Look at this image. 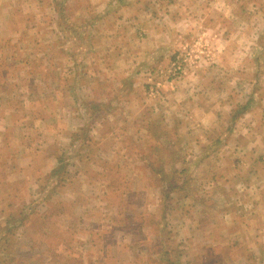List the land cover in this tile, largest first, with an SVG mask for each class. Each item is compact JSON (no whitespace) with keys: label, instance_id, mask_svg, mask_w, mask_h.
I'll use <instances>...</instances> for the list:
<instances>
[{"label":"rangeland","instance_id":"1","mask_svg":"<svg viewBox=\"0 0 264 264\" xmlns=\"http://www.w3.org/2000/svg\"><path fill=\"white\" fill-rule=\"evenodd\" d=\"M23 1L28 5L27 10H30V12L27 13L26 18L17 19L19 27L23 23L27 25L26 31L21 32L19 41L22 40V43L25 41L29 44L30 48L26 54L39 55V58L42 59L33 61L31 66H33L35 71L39 70L38 76L42 75L41 78L44 79L43 86L45 87V93L40 97V101L36 100L35 97L36 101L32 100L35 102L32 104L31 110H35L27 113V110H25L24 115L31 120L29 117L34 114L36 118L44 119L47 125L44 126V130L36 125L35 129L10 126L5 131V135L8 136L6 137L7 141L4 143L6 148L1 150L4 154H0V226L5 227V217L8 213L13 215L12 219H18L21 215L27 216L29 219H26L27 224L30 223L22 232L17 230L13 235L10 232L11 235L9 237L6 234L7 229L12 225H17V222L12 221L6 228L0 229V264H97L100 260L102 261L103 257L101 248L104 246L101 244V236L99 235L101 233V224L105 228H108L107 226L109 225L114 226L118 232L117 234L122 235V233H125L123 239L121 237H111L110 241L107 240L109 242L108 257H111L109 254H113V257L120 255V251L124 250L123 254L116 256V258L129 260L133 256L137 258L140 255L144 264H159L158 260H160L161 255L163 256V261H166L167 264H178L180 257L182 264H256L248 260L250 258H247L245 252L242 253L240 247H234L237 249L233 250L231 245L237 241L227 240L225 233H228V231H222L223 223L220 217L229 209L234 214L233 216L238 218L241 214L239 213L240 210L235 209L237 205L228 201L223 188L216 187L213 194L209 197L202 195L201 192L208 195L210 190L207 187L201 188L199 183L201 181L194 182L191 171L197 165H202L204 171L202 175H198L201 180L207 178L211 172L218 173L215 163H218V156H222L224 160L221 163L222 169H219V173L224 171L228 173L235 172L234 174H237L239 179L247 174L244 167L247 159H243L240 155L238 157L232 155L235 151L241 154L242 147L244 148L246 145V139L243 137L245 133L243 125L245 123L239 121L241 124H238V126H231L230 133L233 132L232 135L234 137L226 140L225 149L222 150L221 139L216 142L214 140L221 137V135L223 137L228 136L229 119L233 123L237 121L241 114V106L248 100V96L246 97L244 93L247 90H255L252 78L253 69H249L251 67H247L246 62H240L239 58L244 55L245 48L255 39L258 33L256 24L259 19L256 12L259 11L264 14V0H211V2H208L209 0H178V2L177 0H170L172 3H169V0H138L136 6L143 13H148L147 10L151 11L153 7L156 17H153L155 19L150 21L152 24L162 21L161 14L171 4L173 8H187V14L185 13L186 17L174 16L175 11L168 9L171 15L170 25L164 30L165 45H172V47L161 50V53L158 52L160 54L158 59L152 58L146 65H143L146 70V80L136 78V83H138L137 90L140 91L142 89L143 91L142 94L138 95L139 101L130 100L128 102L126 95H120V98L124 100L120 104L123 106L125 118L120 114L116 116L114 114L110 116L103 114L99 120L102 127V134H97L99 141L96 142L94 139L88 138L85 140L80 137L72 143V147L66 146L63 140L71 135V138H73V134L81 136L80 129L73 128L75 126H84L86 131H88L93 127V124L89 123L83 116L84 119L81 117L75 118L76 110H72V108H75L77 103L73 105L70 100H68L69 104H65L64 101L56 104L59 112L55 111V114L58 119L54 118L52 112L45 111V108L50 106L54 108L55 105L52 99L57 98L59 88L65 86V81L62 78H66L62 68L63 63L58 65L54 62L57 68L52 69L54 66L52 64L51 70L47 59L45 61L46 64L43 63V57H49L50 51L57 58L63 55L65 52L63 49L64 45L57 46L58 51L50 50L49 43L45 41L60 37L57 39V43L61 44V41L66 40L67 42L69 39L71 40L70 43L69 41L65 42L67 46L70 44L68 52L77 55V57L84 54L89 47L84 46L85 44H91V42L95 44L100 39L96 38V36L90 37L89 34L86 36L85 30L88 31L87 21L81 20L78 16L79 13L72 12L71 9L76 11L78 3L85 6L89 5L88 2H92L91 5H95L97 0H87L88 2L85 0H73V7L67 5V13L65 12L64 14L63 12V15L69 21H60L61 33L57 29L58 27L52 24V11L49 6L51 0ZM21 2L22 0H10L9 4L14 3L15 7H20ZM114 2L115 0H99V5L109 9L108 12H110L103 20L104 25L102 23L99 24V29H103L102 32H99L104 36L105 41L98 51L105 59L108 58V61L104 62L106 64L104 67L108 71L109 77L107 78L108 80L101 82L94 90L93 100H97V98L101 100L102 97L98 96L103 93L105 96L106 93L109 97L114 96L113 90L119 86L120 76L122 75L115 69L112 61V59L115 60V52L122 50L123 54L126 55L119 60L120 65L117 66L122 67V62H125L124 58H127L129 53L138 50V48L131 49V43L134 40V38L133 40L131 39V32H129L127 41L116 39L119 36L113 33V26L121 24L123 22L122 14H126L124 8L115 13L116 8L112 5ZM207 3H211V5ZM203 6L206 8H203ZM32 9L34 13L31 12ZM204 9H211V11L207 14ZM249 9L251 10L250 13ZM202 11L206 13H202ZM191 12L197 16L193 17V19L191 17L190 31H188L186 22L190 19ZM247 12L250 14L248 17L245 15ZM69 18H71L72 23ZM213 18L217 19V23L212 24ZM193 20L201 23L203 27L193 29ZM245 21L249 23H245V26L241 28V22ZM210 25L212 28L208 29ZM10 26L15 27L16 23L13 25L11 22ZM54 29H57L60 35L54 33ZM60 39L61 41H59ZM223 40L229 41L227 51L230 55L226 57L222 56L224 53V51H221L222 47L220 48L217 45V41ZM36 41L38 43L34 46ZM53 42L55 43L54 40ZM53 42L50 44H53ZM212 42L214 45H212ZM210 45L214 48V52L217 53L218 51L217 54L220 56L213 63L207 58L210 56ZM17 47V45H14L15 49L11 48V52L15 56L20 54ZM105 51L109 54H105ZM215 56L211 60L216 58ZM63 59L61 58V60ZM92 59L93 57L91 56L89 61L91 62ZM236 59L237 61H235ZM125 63L128 72H133V68L136 69L134 63ZM175 65L180 66L178 74L173 71ZM2 68L0 66V70ZM80 70L79 66L75 69L76 72L81 73L77 75V81L84 71ZM6 71L7 73L9 72L11 83L19 76L16 73L20 72V66H12ZM91 71L100 72L97 64L94 65ZM59 72L62 73L61 77ZM132 80L134 79L132 78ZM241 82H243V85ZM32 83L34 84L32 87L36 86V90L43 89L41 82L42 89L37 86L38 83H36L35 77ZM67 84L68 86L69 84L73 85V96H75L77 93L75 94L74 84L70 81ZM151 85L153 86V95L149 96L150 92L148 94L147 92ZM11 92L13 93L12 99H10L9 104L5 103L2 113L7 112V106L10 104H18L19 96L16 95L18 90L14 87ZM76 96L80 98L78 94ZM255 99L256 93L253 100ZM146 105L153 106V108L156 107L158 111L157 109L155 111L162 114L165 118L164 125H166L167 131L164 140L169 142L168 144L166 143L169 151L175 153L172 159L184 157L185 154L194 151H199L200 154H203L202 158L193 160L192 164L184 165L188 169H183L180 165L179 170H185L183 172L185 176L171 177L175 180L174 184L176 186H181L182 182L186 181L183 186L186 194H190L191 191L194 192V197L189 198L185 202L188 209L185 207L184 210L177 209L176 211L175 208H171V206H178V204L182 203L181 194H173L174 191L169 192L166 189V185L163 186L162 179L158 175H152V169L145 167L139 161L140 156L146 155L148 150L154 148L153 146H159L153 143L154 140L150 136H146L147 133L141 126H138V123H136L138 121L137 117L133 118L130 116ZM195 106L198 108L203 107L207 111L210 108L218 110V114L215 116L216 125L211 127L202 125V121L197 118V114L200 112ZM226 106L231 109L226 108ZM22 112L19 110L18 116ZM215 112L217 111L212 113ZM109 118L111 121H109ZM210 118L212 119L211 115ZM190 120L195 121V123L190 122ZM208 121L209 119H206L204 124H207ZM92 133H95V131H92ZM23 134H26V139H22ZM86 134V136H90L89 132ZM157 135L158 137L163 135L161 129L157 130ZM144 140L148 141L146 145L143 144ZM61 142L66 146L65 149L61 148ZM27 144H30L32 149H36L37 153L35 154L36 157L33 160L32 167L26 170L25 174H36L35 176L37 177V172L40 175V169L45 171L52 164L53 159L59 155L63 156L62 164L64 165V171L59 174V178L51 176L46 180L40 179V184H44L43 189L40 192L36 191L33 202H23L21 196V190L24 188L23 183L19 184V187L17 186L19 190H10V186H16L14 184L16 179L14 178L17 176L18 171L16 169L18 168L15 163L18 164L19 160L15 158L23 154L20 148H25ZM141 144L144 147H141ZM145 148L147 151H144ZM216 148L221 155H215L217 152ZM260 150L264 149L260 148ZM149 153L152 156L153 153L150 151ZM149 153L148 156L150 155ZM166 153L167 151L163 152L164 156H167ZM226 153L229 154L228 158H226ZM232 156L233 158L231 159ZM235 158H238V160H235ZM170 164L171 162L168 160L164 164L163 169L166 172L172 171V169H169ZM76 166H79L77 170H75ZM261 166H264V164H261ZM154 167H157V165H154ZM177 167L174 168L176 169ZM263 171L264 168L261 173ZM168 174L166 173L165 176L167 179L170 178L172 172ZM59 179L61 182L57 184ZM53 187L54 189L52 190ZM260 191L261 193L257 194L260 205L257 206L258 208L255 211L264 216V186ZM19 192L21 195H17ZM163 194H168V198L164 199ZM57 202L65 204L64 212L60 217L55 216L54 212H50L52 215L50 214L51 216L48 218L50 223L47 224L48 227L51 225L54 228V234L51 235L49 244L54 246L61 240L57 253L50 252L45 246L32 248L31 240L26 238V235L35 232L31 228L33 220H35L33 218L48 212L47 208ZM237 208L240 207L237 206ZM20 212L22 213L19 214ZM164 215L165 217L168 216L167 223H165ZM179 215L186 221L185 226H180L181 224L179 225L178 221H175L179 218ZM160 218H164L161 227L159 224ZM111 219L117 220L112 223L110 222ZM201 221L203 222L199 227L192 228L193 224L191 222ZM255 224L258 225L259 223ZM255 224H245V222L239 220L237 229H250L252 231ZM29 226L31 229L28 228ZM227 226H229L228 223ZM232 226L235 227L234 223ZM164 227L166 229L162 231ZM210 233L213 234V237L205 240ZM7 237L8 241H5L4 239ZM134 241L139 245L136 244L135 247L133 245ZM157 241L161 242V249L155 247L158 243ZM64 242L71 245L66 247ZM132 248H142V251L141 253H134L133 251L135 250H132ZM155 249H157V252L152 253L151 251H156ZM10 251L13 252L10 253ZM179 254L180 257L178 258ZM242 257L246 260L245 262L241 261ZM10 260L12 263H8ZM109 260L110 258L107 259L106 263Z\"/></svg>","mask_w":264,"mask_h":264},{"label":"crops","instance_id":"2","mask_svg":"<svg viewBox=\"0 0 264 264\" xmlns=\"http://www.w3.org/2000/svg\"><path fill=\"white\" fill-rule=\"evenodd\" d=\"M68 1L69 0H51L49 3L50 10L52 11V16H51L52 24L57 26L58 27L57 29L59 31L61 30V27L59 26L60 21H63V22L69 21L63 15V12L64 14L65 12L67 13V7H68L67 5H70V7L71 6L73 7L72 5L73 0H70L69 2ZM85 1L88 2L87 0ZM137 1L138 0H115V2L112 4L114 5V8H116L115 13L122 8H124V11H126V14H122L123 22L121 24H116L113 26V29H114L113 33L119 36L116 39L127 41V38H129V32H131L130 34V36L132 37L131 39L133 40L134 38V40L131 43V49L138 48V50H136L135 52L129 53L127 55V58H124L125 62L130 63V64H133V63L135 64L134 67H136V69L133 68V72L127 71V66L125 62H122V67H117L118 65H120L119 60L125 57L126 55L123 54L122 50H118L117 52H115L114 54L115 60L112 59V61L114 63L115 69L122 76H120L119 86L115 87V89L113 90L114 96L112 97H109L107 93L105 96V94L103 93L98 96V97L100 96L102 97L101 100H99V98H97V100H93L94 90L100 85L101 82L108 80L107 78L109 77L108 71L105 70V67H104V65H106L104 62H107L108 58L105 59V57L103 55H100L98 51H99V48H101V45H103V42L105 41L104 36L101 34L103 29H99V24L102 23V25H104L103 20H105L106 16H108L109 15L108 13L110 12H108L109 9H106L104 6L102 7L99 5L100 4L99 0L95 2V5H91L92 2H88L89 5H85V6L78 3L76 11H73L71 9L72 12L79 13L78 16L80 17L81 20L87 21L88 31L85 30L86 36H88L87 34H89L90 37L96 36V38L100 39V41H97L95 44H93L92 42L91 44L90 43L85 44L84 46H89V47L87 48L84 54H82L80 57H77V55L71 54L70 52H68V46L70 44H68L67 46L66 43L68 41L69 43L71 42V40L69 39L67 40V42L66 40L61 41L62 39L61 37V39L59 40L61 41V44L57 43V39H59L60 37L52 38L50 40L45 41L46 43H49L50 50L54 49L58 51L57 46L64 45L63 49L65 51L64 54L60 55V57L58 58L57 56L53 55L51 51H50L49 57H43L44 64H46L45 62L46 59L48 60L50 70H51L52 64H54L52 69L57 68L55 63H57L58 65H61L62 63L64 64L62 68L64 71V75H66V78H62V79H64L65 81L64 82L65 86H62L59 88L58 93H57L59 95V97L57 95L58 99L57 98L52 99V102H54V105H55L54 108H51V106L49 108H45V111L52 112L55 119L57 118L55 111L59 112L56 108V104L62 103V101H64L65 104H69L68 100L72 101L71 104L73 105L77 103V106L75 108L74 107L72 108V110L77 111V112L75 111V115H76L75 118L81 117L82 119H84L83 117H85L87 121H89V115L86 109L90 105L86 107L83 105L84 102H88V103L97 102L96 107L97 106L100 107V109H103L104 112L106 110L108 111V112H105L104 114L106 115L108 114V116H110L111 114H114V116H116L117 114H120L121 116L125 118V112H123V106H121L120 104V102L124 100L123 98H120V95L121 94H124V96L126 95V98H128V102L130 100L139 101L138 95L142 94L143 91L142 89L140 91L137 90L138 83H136V78L140 80L141 79L146 80V76H145L146 70L143 67V65H146V63L152 58L158 59L160 56L158 52L161 53V50L172 47V45L171 46L165 45L166 40H165V34H164L165 28L169 27L170 25V22H169L170 15H171L170 11L172 10L175 11L174 16L180 15V16L186 17L185 13L187 14L186 12L187 8H184V9H181L180 7L173 8L171 4L170 6H168L166 11L163 14H161L162 21L160 23L152 24L150 23V21H153L155 19L153 17H156L155 13L153 12V7L151 11L147 10L148 13H143L142 10H139L137 8L136 6ZM148 1H153V0H148ZM208 2H211V0H209ZM9 3H10V0H0V66L3 67L2 70H0V154H4L3 152H1V150H5L6 144L4 143L7 141L6 137H8L7 135H5V131L10 126L15 127V128H18V127H30V128L35 127L36 128V125H38L39 128H42V130H44V126L47 125L44 119L36 118L34 114L32 117H29L31 118V120L28 119V116L25 117L24 115L25 110H27L26 113L28 111L33 112L35 110V109L31 110L32 104H34L36 100L40 101L39 100L40 97L45 93L44 92L45 87L43 86L44 79L41 78L42 75L38 76L39 70L35 71L33 66H31V63L33 61H36V60L40 61L42 59L39 58V55L34 54L33 56L30 54H26L28 53L29 48H30L29 44L25 41H23L22 43V40L19 41L20 34L21 32L26 31L27 25H24L23 23L19 27V25H17V19L21 18L22 20V18H26L27 13L30 12V10H27L28 5L23 0L20 4V7L17 5H16L17 7H15L14 3H12L11 5ZM169 3H172V1L169 0ZM209 5H211V3ZM203 8H206V7L203 6ZM168 9H170V11ZM204 10L207 11V14L211 11V9H208V10L204 9ZM31 12L34 13V10L32 9ZM149 12L151 13L149 14ZM250 12L251 10L249 9V13ZM202 13H206V12L202 11ZM249 13L247 12L245 14L246 17L250 15ZM256 14L259 19V22L256 24L257 26L256 30L258 31V33L256 34L255 39L252 40V42L248 44L247 47L245 48L244 55L240 56L239 58L240 62H246L247 67L250 66L251 68L249 69H253L252 78L254 80L253 86H255V90L254 89L251 91L247 90L244 93L246 97L248 96L247 97L248 100H246V102L243 105L241 104L242 105L240 109L241 114H240V117L237 118V121H234L235 124L233 123L231 119H229L230 127L228 126V129H227L228 136L223 137V135H221V137L216 138V140H214V142H216L218 139L219 140L221 139L222 145H223L222 150L225 149L226 140L234 137L232 135L233 132L230 133L231 126H234V127L238 126V124H241L239 123V121L245 123V125L243 126L245 128L244 132L246 133V135H244L245 134L244 133L243 137L246 139L245 140L246 145L244 146V148L242 147L241 154H238V152L236 153L235 151L233 152L232 155L237 156V157L240 155L242 156L243 159L245 160L247 159V163L244 165L245 170L247 171V174L245 177L239 179L237 177L238 175L234 174L235 172L228 173L227 171H224L223 173L221 172L219 173V169H222L221 163L224 159L222 158V156L221 157L218 156L219 157L218 163H215L217 165L216 168H217L218 173L211 172L207 178L201 180L200 177H198V175L199 174L202 175L204 170H203L202 165H197L195 169H192L191 176L193 177L194 182L201 181L199 182L201 188L207 187L210 190L208 195L201 192L202 195L209 197L213 194V191L216 187L223 188L226 194L225 196L228 198V201L230 203H235L238 207H240V208H237V206H235L236 210H240L239 213L241 215L238 216V218L233 216L234 214H232L231 210L229 209L222 214V216L220 217V220L223 223L222 231L223 230L228 231V233H225L227 240L232 239V240L237 241L236 243H232L231 245V248H233V250L237 249L234 247H240L242 253L245 252L246 253L245 255H247V258H250L248 260H251L252 262H255L256 264H264V216H262L261 214H258L257 211H255V209L258 208L257 206L260 205V200H258L259 197H257V194L259 195L261 193L260 189L264 186V171L261 173L262 169L264 168V166H261V164H264V150L262 151L260 150V148L264 149V14H262V12H259V11H257ZM211 15L213 16L212 13ZM196 16H197L196 14L191 12L190 19L186 22L187 23L186 27L188 31H190L189 26H190L191 17L193 19V17H196ZM69 19L71 22L72 21L71 18ZM144 19H145V22H144ZM11 22L13 23V25H15L16 23V26L15 27L10 26ZM215 23H217V19L215 20V18H213L212 24H215ZM245 23H249V22H246V21L241 22V28L245 26ZM28 27L30 28V26ZM202 27L203 26L201 25V23H198L197 21H194L192 24L193 29H199ZM211 28L212 26L210 25L208 29H211ZM57 29H54V33H56L57 35H60ZM9 32H11V34H9ZM53 40L55 41V43L53 42ZM52 42L53 44H50ZM213 42H212V45H214ZM217 42H218L217 45H219L220 48L222 47L221 51H224L222 56L226 57L227 55H230L227 51L229 41L227 42V40H223V41H217ZM37 43L38 41L34 42V46ZM14 45L18 46L17 50L18 52H20V54H18L17 56H15L11 52V48L15 49ZM212 45H210V49H211L210 56L208 55L209 57L207 58H209V61L213 63L217 59H219L220 56L219 54H217L218 51L217 53L214 52V48L212 47ZM92 46H94V48H92ZM9 48H10V51H9ZM80 49H81V44H80ZM104 53L109 54L107 51H105ZM214 53L216 56L213 55ZM91 56L93 57V59L90 62L89 59ZM214 56L216 58H213L211 60V58ZM61 58H64V59L61 60ZM235 61H237V59ZM88 62H89V65H88ZM96 64H97V68L100 70L99 73H95L91 71V69ZM4 65H5V68H4ZM12 66H18V67L20 66V72L16 73L19 75L16 78V80L10 83V77H9L10 75H9V72L7 73L6 70ZM78 66H79V69L84 70L83 74L80 76L78 80L79 82L77 81V75L81 73L76 72L77 70L75 71V69H77ZM31 68L33 71L31 70ZM59 75L61 77L62 73L59 72ZM71 75L74 77H72ZM34 77L36 78V83H38L37 86L41 88V85H40V82H41L44 90L42 88H41L42 90L40 89L36 90L35 89L36 86L32 87L34 85L32 83V80ZM132 78L134 80H132ZM41 79L42 81H40ZM69 81L74 84L75 94L77 93L80 98L76 96L77 94L73 96L74 94L73 89H72L73 85L69 84L68 86L67 82ZM61 84H62V81H61ZM241 84L243 85V82H241ZM14 87L15 89L18 90V92H16V95L19 96V100H17L18 104L17 105L10 104L9 106H7L8 107L7 112L2 113L5 107V103L7 102L9 104L10 99H12L13 93L11 92V89ZM255 93H256V99L253 100L255 97ZM34 97L36 98V100ZM32 100H35V101L33 102ZM113 104H115V106H113ZM195 108L199 110L200 112L197 114L198 115L197 118L199 119V121H202L201 122L202 125H208L209 127L216 125L215 116H217L218 110L210 108L207 111V109L203 107L198 108L197 106H195ZM226 108L231 109L228 106H226ZM36 109L37 111H39L38 108ZM19 110L23 111L20 116H18ZM213 111H217V112L212 113ZM210 115L212 116V119L210 118ZM130 116H132L133 118L137 117L138 121H136V123H138V126H141L142 129L144 125L142 121L144 119L145 120L147 118L150 119V117L158 118L163 135L161 137L159 136L158 138H156L153 141V143L157 145H163V146H166V143L167 144L169 143L166 140H164V137H166L167 129H166V125H164L165 118L162 116V114L158 113L157 111H154V112L152 111L150 112V114H147V112H144L141 109L138 112L137 111L134 112V114L132 113ZM12 119H13V122H12ZM206 119H209V121L207 122V124H204L206 123L205 122ZM109 121H111V119ZM190 122L195 123V121H192V120H190ZM89 123L93 124V127L92 128L90 127L91 128L89 129L90 131L88 130L90 134V136L88 137L90 139H94V141L97 142L99 141V139L97 138V134H102V127L100 125V122L99 120H96V121H89ZM71 128L72 126L70 127V130ZM75 128L82 129L84 128V126H80V127L75 126L73 129ZM42 130L40 129V131ZM92 131H95V133H92ZM23 135L24 136H22V139H26L27 138L26 134H23ZM71 136H69V138L66 137L65 140H63V143L68 147L72 139ZM64 144H62L61 142L62 149L66 148ZM216 150L217 152L215 153V155L217 154L221 155L217 148ZM20 151L21 153H23L22 155L16 158L14 155V158L19 160L18 164L15 163V166L18 168L16 169L18 171L17 176L14 178L16 179V183H14L16 186H10V190H14V189L19 190L17 189V186L19 187V184L23 183L24 188L21 190L22 195L20 194V192L17 193V195L22 196L23 202H33L35 199L34 194H36V191L40 192L41 189H43L44 184L42 185L40 184L39 182L40 179L46 180L48 178L52 169H54L57 165L55 159L58 156L53 159L52 164L48 168H46L45 171L40 169L41 174L39 175V173L37 172V177H36L35 176L36 174L35 175L25 174V171L29 170L32 167L33 160L36 157L35 154L37 153L36 149H32L30 147V144H27L25 145V148H20ZM149 151L152 152L153 150H148V152H146V155H148ZM228 156L229 154L226 153V158H228ZM148 157L151 158L152 157L151 154ZM202 157H203V154H200L199 151L189 152L184 155L183 157L184 161H182L180 164L177 163L175 165V167L178 166L176 168L177 170L176 169L175 170L177 172L182 171L181 176H185L183 175V172L185 170H181V169L179 170L180 165L181 167H183V169H188V168H185L184 165L187 166L188 164H192L193 160H197ZM232 158L233 156L231 157V159ZM235 160H238V158H235ZM79 166H76L75 170H77ZM165 173L170 174L171 172L169 171ZM38 176L40 177L38 178ZM185 182L186 181L182 182L181 186H178L177 190L173 192V194H177V193L181 194L182 200H183L181 204H178V206L177 205H174L173 207L171 206V208H175L176 211L177 209L184 210L185 207L187 208V203L185 202H187L189 198L191 199V197H194V192L192 191L190 192V194L188 193H187L188 195L186 194V191L183 189ZM239 202H242V203H239ZM178 217L179 218L175 221H178L179 225L181 224L180 226H185L186 221L182 219L180 215ZM167 218L168 216L165 217V223H167ZM116 220L117 219H111L110 222L114 223ZM163 220L164 219L160 218V222H159L160 227L163 223ZM239 220L245 222V224L246 223H253V224L259 223V224L253 225L252 231H250V229L242 230V228L241 230H239L237 229L238 228L237 223ZM202 222L203 221L191 222V224H193L192 228L194 229L195 227H199ZM227 223L229 224V226H227ZM233 223L235 227L232 226ZM102 225L103 224H101L100 228H101V233L104 235H102L101 233L99 235L101 236V244L102 246H104L101 248L103 257H102V261L100 260L99 262H97V264H144V262L141 261L140 255H138L139 257L137 256V258L136 256H133L132 258H129V260L128 259L121 260L120 258H116V256H121L124 250L120 251V255H115V257H113V254H109L111 255V257H108L107 255H108L109 242L106 241L107 243L106 242L104 243V240L110 234H111V237H114V238L121 237V239H123V237L125 236L124 235L125 233H122V235L117 234L118 232L116 228H114V226L109 225L107 226L108 228H105V226H102ZM165 226L167 227V225ZM166 227H164L162 231H164ZM210 237H213V234L210 233L205 238V240L210 239ZM107 240L109 239L107 238ZM136 244L139 245L138 243H136V241H134L133 245L135 247H136ZM141 249L132 248V250H135L133 251L134 253L135 252L141 253L142 251ZM151 252L153 253V251ZM180 254L179 256L177 255L178 258L180 257ZM160 257L162 259L160 258V260H158L159 264H167L166 261H163V256L161 255ZM109 258L110 260L108 261V263H106L107 259ZM241 261L245 262L246 260L243 259L242 257ZM178 264H182L181 257L179 259Z\"/></svg>","mask_w":264,"mask_h":264},{"label":"trees","instance_id":"3","mask_svg":"<svg viewBox=\"0 0 264 264\" xmlns=\"http://www.w3.org/2000/svg\"><path fill=\"white\" fill-rule=\"evenodd\" d=\"M90 103L84 102V104H83L86 107L90 105L86 109L88 111V113H89L88 114L89 115V121L100 120L101 116L105 112H108L107 110L104 112V110L103 109H100V107H98V106H97L98 107L97 108L96 107L97 102H90ZM155 109H157V108L156 107L153 108V106H147V105L142 108V110L144 112H147V114H150V112H152V111L154 112ZM157 111H158V109H157ZM156 117H158V116H156ZM142 123H144L143 129L148 134V135L146 134V136H150V138H152L153 140H155L154 139L155 137L158 138L157 130H160L161 129L158 118H152V117H150V119L149 118H147L146 120L144 119L142 121ZM79 132L81 133V136H78L77 134H73L74 136H73V138L70 141L69 147H72V143L74 141H77L80 137L84 138L85 140L87 138L90 139L88 136H86L87 135L86 133L88 132V131H86V128L80 129ZM162 134H163V132H162ZM145 143L147 144L148 141H145L144 140L143 141V144H145ZM162 146L163 145H159V146H156L155 145V146H153L154 148L153 149H150V150H153L152 152H154L152 154V157L149 158L148 155L140 156L139 161H141L142 164L145 165V167H147L149 169H152V171H151V174L152 175H158L159 178L162 179V182L164 184L163 186L166 185L167 190L169 192L170 191H176L178 186H176L174 184L175 180L172 179L171 177L172 176L179 177V176L182 175V171L177 172L174 167H175V165L177 163L180 164L182 161H184V158L183 157H181V158L180 157H175L174 159H172V156L175 155V153L169 151V148L167 146H165V147H162ZM141 147H144V146L141 144ZM144 151H147L146 148H145ZM164 151H167V153H166L167 156H164V154H163ZM167 160L171 162L169 169H172V171H171L172 174L170 175V178H168V179L165 177L166 176V173H165L166 171H164V169H163V166H164V164H166ZM62 162H63V156L62 155H59L56 158V164L57 165H56V167L54 169H52V171L50 172L48 178H50L51 176L52 177L59 178V174L64 171V169H63L64 165L62 164ZM154 165H157V167H154ZM60 182H61L60 179L57 180V184H59ZM53 189H54V187L52 188V190ZM163 196H164V199H167L168 198V194H165ZM47 202H48V200H47ZM64 206H65V204H62L61 202H57L55 205H52L49 208H47V211L48 212H46L44 214H40L38 217L33 218L35 220L32 219L33 220V223H32L33 226H31V228H33V231H35V232H31L32 231L31 230L30 231L31 233H29L28 235H26V238H28L29 240H31L32 246H31V244H30V246L32 248H37L38 246H45L52 253H55L57 251L61 240H59L58 243L54 244V246H51V244H49V241L51 239V235L54 234V232H53V229L54 228L51 225L49 226L50 227L49 228L47 226V224L50 223V221L48 220V218H50V216L52 215L50 212H54L55 213V216L60 217L62 215V213L64 212ZM17 211H18V209H17ZM21 213L22 212H20L19 214H21ZM5 218H6L5 219V227L4 226L3 227L0 226V229L1 230H3L4 228H6V226L10 225L12 221L18 223L17 225H12V226H10V228L7 229V233L6 234L8 235V237L11 235V233L13 235L14 232H16L17 230H19L20 232H22L23 229L26 228L29 225V223H30L29 222L27 224L26 219H28V218H27V216H23V215H21L18 219H12L13 218V215L10 214V213H8ZM28 228H30V226ZM8 237L5 238L4 240L6 241L8 239ZM107 238L110 241L111 234ZM107 238L104 240V243L107 241ZM62 240H64V239L62 238ZM73 241H74V239H73ZM69 245H71V244L64 242V246L69 247ZM155 247H157V249H161L160 248L161 247V242H158L157 245H155ZM157 249H155L156 251H153V252H157ZM11 252H13V251H10V253ZM11 259H13V258H11ZM20 259H22V257H20ZM8 263H12L11 260Z\"/></svg>","mask_w":264,"mask_h":264},{"label":"built area","instance_id":"4","mask_svg":"<svg viewBox=\"0 0 264 264\" xmlns=\"http://www.w3.org/2000/svg\"><path fill=\"white\" fill-rule=\"evenodd\" d=\"M173 71H174L175 74H178L179 71H180V66H179V65H175L174 68H173ZM149 92H150V93H149ZM148 93H149V96H150V95H153V94H152V93H153V86H152V85L149 86L147 94H148Z\"/></svg>","mask_w":264,"mask_h":264},{"label":"bare ground","instance_id":"5","mask_svg":"<svg viewBox=\"0 0 264 264\" xmlns=\"http://www.w3.org/2000/svg\"><path fill=\"white\" fill-rule=\"evenodd\" d=\"M217 190V189H216ZM218 191V190H217ZM219 192V191H218Z\"/></svg>","mask_w":264,"mask_h":264}]
</instances>
